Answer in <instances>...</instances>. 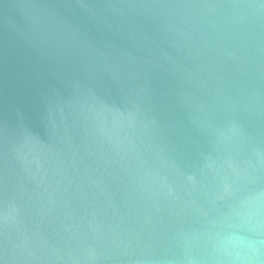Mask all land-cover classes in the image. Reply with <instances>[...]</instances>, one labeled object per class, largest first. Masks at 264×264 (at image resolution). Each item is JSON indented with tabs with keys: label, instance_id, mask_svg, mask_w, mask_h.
<instances>
[{
	"label": "water",
	"instance_id": "water-1",
	"mask_svg": "<svg viewBox=\"0 0 264 264\" xmlns=\"http://www.w3.org/2000/svg\"><path fill=\"white\" fill-rule=\"evenodd\" d=\"M264 264V0H0V264Z\"/></svg>",
	"mask_w": 264,
	"mask_h": 264
},
{
	"label": "clouds",
	"instance_id": "clouds-1",
	"mask_svg": "<svg viewBox=\"0 0 264 264\" xmlns=\"http://www.w3.org/2000/svg\"><path fill=\"white\" fill-rule=\"evenodd\" d=\"M233 264H237V262L233 261ZM239 264H245V262L241 260V261H239Z\"/></svg>",
	"mask_w": 264,
	"mask_h": 264
}]
</instances>
